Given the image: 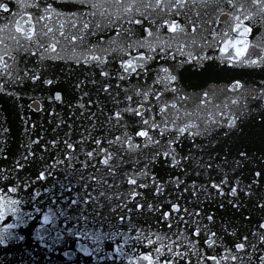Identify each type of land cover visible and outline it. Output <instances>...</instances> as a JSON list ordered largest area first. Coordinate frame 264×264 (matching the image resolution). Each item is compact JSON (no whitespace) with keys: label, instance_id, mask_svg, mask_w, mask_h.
<instances>
[{"label":"snow or ice","instance_id":"1","mask_svg":"<svg viewBox=\"0 0 264 264\" xmlns=\"http://www.w3.org/2000/svg\"><path fill=\"white\" fill-rule=\"evenodd\" d=\"M12 2L0 101L57 134L0 111V264H264V149L216 159L264 129V0Z\"/></svg>","mask_w":264,"mask_h":264},{"label":"water","instance_id":"2","mask_svg":"<svg viewBox=\"0 0 264 264\" xmlns=\"http://www.w3.org/2000/svg\"><path fill=\"white\" fill-rule=\"evenodd\" d=\"M6 2L9 3V7H17V5H15L12 0H6ZM63 6L68 9L74 7V5L71 3H67ZM226 79L227 77L224 75L203 76L197 75L195 73H189L183 79L182 86L184 87L186 92L195 95L202 89L207 88L208 85L210 83H213L214 81H219L220 86H223V83L226 81ZM38 95L42 97L43 94ZM19 103L23 105V107H18L15 101H0V104L3 105L2 107H0V111H2L4 116L6 117L7 127L10 129V135L8 136V147L12 149L14 154H18L19 145L24 141L26 137L25 121L29 123H36L38 125V129L39 127H43L45 131L42 134L44 135L45 139H49L57 134L51 131L53 124L49 123L50 119L53 123L56 121L57 118L55 116L50 118L43 113L30 111L27 107L30 101L27 98L22 99ZM44 106L47 107L46 104ZM63 115L64 113L61 112V116ZM73 127H75V125ZM37 130H34V133ZM220 131H223V129H221ZM217 135H219V133H217ZM219 139L220 141H228V138L223 136H219ZM241 145H244L251 150L264 149V129L255 125H246L245 130L237 138L228 141L226 146L220 143L217 144V148H223V151L220 152V155L217 156L216 159L220 160L221 157H223L225 154H229L231 157H234L236 154V150ZM231 163L232 160L229 159L228 164ZM224 167L227 169V165H224ZM259 195L264 196V190H261ZM257 219H259V214H257ZM236 222L239 223V220H237Z\"/></svg>","mask_w":264,"mask_h":264}]
</instances>
